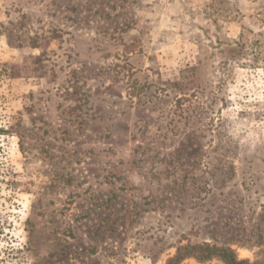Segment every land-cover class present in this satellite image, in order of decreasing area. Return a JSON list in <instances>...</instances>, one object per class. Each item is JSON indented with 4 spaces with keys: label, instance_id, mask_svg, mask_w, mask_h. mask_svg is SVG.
<instances>
[{
    "label": "rangeland",
    "instance_id": "rangeland-1",
    "mask_svg": "<svg viewBox=\"0 0 264 264\" xmlns=\"http://www.w3.org/2000/svg\"><path fill=\"white\" fill-rule=\"evenodd\" d=\"M261 32L264 0H0V264H264V37L222 51Z\"/></svg>",
    "mask_w": 264,
    "mask_h": 264
},
{
    "label": "trees",
    "instance_id": "trees-1",
    "mask_svg": "<svg viewBox=\"0 0 264 264\" xmlns=\"http://www.w3.org/2000/svg\"><path fill=\"white\" fill-rule=\"evenodd\" d=\"M254 36L256 38L250 44L244 40L242 41V35H240L237 41H227L222 48L224 52L223 56L227 61L238 63L240 60H243L242 65L254 66L255 62L260 60L262 55L261 50L255 49L253 43L258 44L259 38L264 37V32L254 34ZM197 69L198 65L196 64L181 70V80L173 81L171 85L176 88H184L192 84L196 79ZM14 76H18V74L14 73ZM188 77L189 79L184 82V79L186 80ZM222 138L220 136H216L215 138V148L213 150L216 153V159L210 166V177L213 182L221 184L229 181L232 177L233 164L230 159H233L237 152L235 146L230 147V143L232 142L230 135L226 139ZM262 252L264 255V249ZM190 259L196 264H206L213 260H217L220 264H262L258 258L254 261L238 258L230 245L218 246L208 242L178 244L175 246L174 253L165 259L164 264H182L185 260Z\"/></svg>",
    "mask_w": 264,
    "mask_h": 264
}]
</instances>
